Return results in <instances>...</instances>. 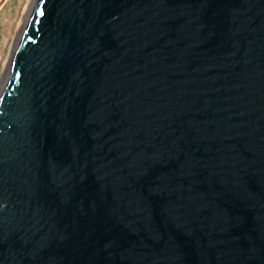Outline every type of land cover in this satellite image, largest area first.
Returning <instances> with one entry per match:
<instances>
[{"label":"water","instance_id":"obj_1","mask_svg":"<svg viewBox=\"0 0 264 264\" xmlns=\"http://www.w3.org/2000/svg\"><path fill=\"white\" fill-rule=\"evenodd\" d=\"M0 97V264H264V0H34Z\"/></svg>","mask_w":264,"mask_h":264},{"label":"rangeland","instance_id":"obj_2","mask_svg":"<svg viewBox=\"0 0 264 264\" xmlns=\"http://www.w3.org/2000/svg\"><path fill=\"white\" fill-rule=\"evenodd\" d=\"M34 0H0V82L10 68L18 33Z\"/></svg>","mask_w":264,"mask_h":264},{"label":"bare ground","instance_id":"obj_3","mask_svg":"<svg viewBox=\"0 0 264 264\" xmlns=\"http://www.w3.org/2000/svg\"><path fill=\"white\" fill-rule=\"evenodd\" d=\"M32 6H33V3H32V5H31V7H30V9H29V14H28V16L30 15V12H31V10H32V9H31ZM28 19H29V18L26 19V21H25L24 25L22 26L20 32L18 33V36H17V39H16V43H15V46H14V50L16 49L17 44L19 43L20 38H21V37L23 36V34L25 33V29H26V27H27ZM12 56H13V54H12ZM12 60H13V58H11V60H10V65H9L10 68L7 70V73H6V75H5L4 80L0 82V97H1L2 91L4 90V88H5V86H6V83H7V81H8V77H9V74H10L9 70L11 69Z\"/></svg>","mask_w":264,"mask_h":264},{"label":"clouds","instance_id":"obj_4","mask_svg":"<svg viewBox=\"0 0 264 264\" xmlns=\"http://www.w3.org/2000/svg\"><path fill=\"white\" fill-rule=\"evenodd\" d=\"M6 207V205H0V208Z\"/></svg>","mask_w":264,"mask_h":264}]
</instances>
